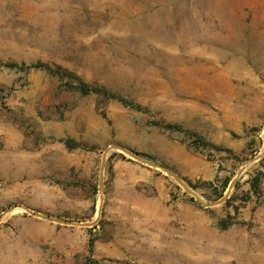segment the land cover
<instances>
[{
    "label": "rangeland",
    "instance_id": "obj_1",
    "mask_svg": "<svg viewBox=\"0 0 264 264\" xmlns=\"http://www.w3.org/2000/svg\"><path fill=\"white\" fill-rule=\"evenodd\" d=\"M259 170L264 0H0V264H264Z\"/></svg>",
    "mask_w": 264,
    "mask_h": 264
},
{
    "label": "trees",
    "instance_id": "obj_2",
    "mask_svg": "<svg viewBox=\"0 0 264 264\" xmlns=\"http://www.w3.org/2000/svg\"><path fill=\"white\" fill-rule=\"evenodd\" d=\"M10 66H16L18 63H8ZM32 67H37V68H44L46 69L47 71H49L50 73H53V74H58L60 77H63V73L60 71V66H58L57 68H54L52 67L50 64L48 63H44V62H38V63H32V64H29L27 68H32ZM68 74H73L71 73L70 71H66ZM76 79H70L68 81V84L75 88V89H78L79 91H81L82 93L84 94H88V93H91V92H98V93H103L107 96H111V97H115V98H118L120 99L123 103L127 104V105H130V106H134L132 101L128 100L127 98L125 97H122V96H119V95H116L114 93H110L109 91H107L106 89L102 88V87H99V86H96V85H92L91 83L83 80L81 77L77 76V75H74ZM167 126H175L173 125L172 123H165ZM197 134V133H196ZM198 136V140L197 142H201V144H204V145H208V144H212L211 142L207 141L204 137H202L201 135H197ZM67 144H69L70 146H78L80 145V143L72 138H69L66 140ZM262 176H263V172L262 171H257V173L250 179V182H251V188H252V191L256 194H260V191H261V181H262ZM228 183V180L227 178L224 179L223 181V186H226ZM238 207L236 206L235 209H237ZM229 222L226 220V219H223L222 223H221V226L223 228H226L229 226ZM99 264V263H97Z\"/></svg>",
    "mask_w": 264,
    "mask_h": 264
},
{
    "label": "bare ground",
    "instance_id": "obj_3",
    "mask_svg": "<svg viewBox=\"0 0 264 264\" xmlns=\"http://www.w3.org/2000/svg\"><path fill=\"white\" fill-rule=\"evenodd\" d=\"M95 2H97V1H95ZM122 15V14H121ZM117 18H120L119 16L117 17ZM119 20V19H118ZM125 21V20H124ZM124 21H121V23L122 22H124ZM110 22V21H109ZM112 22V21H111ZM150 23L155 27V28H157V27H160V29H162V26H161V24H160V22L157 20V19H151L150 20ZM112 24V23H111ZM124 24V23H123ZM122 24V25H123ZM158 29V28H157ZM163 36H164V38H166V39H173L172 37H171V35H169L168 33H164L163 34Z\"/></svg>",
    "mask_w": 264,
    "mask_h": 264
},
{
    "label": "crops",
    "instance_id": "obj_4",
    "mask_svg": "<svg viewBox=\"0 0 264 264\" xmlns=\"http://www.w3.org/2000/svg\"><path fill=\"white\" fill-rule=\"evenodd\" d=\"M260 185H261V190L263 191V194H264V181L261 182ZM246 188H248V189H247L248 192H251V191H252V188H251V182H250V181L247 183Z\"/></svg>",
    "mask_w": 264,
    "mask_h": 264
}]
</instances>
